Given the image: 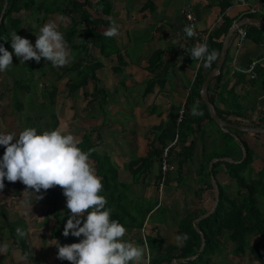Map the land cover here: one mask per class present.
<instances>
[{
	"label": "crops",
	"instance_id": "1",
	"mask_svg": "<svg viewBox=\"0 0 264 264\" xmlns=\"http://www.w3.org/2000/svg\"><path fill=\"white\" fill-rule=\"evenodd\" d=\"M221 1L110 0L113 7L109 16L111 23L103 31H107L115 21L120 34L108 38L110 53L107 55H103L97 47L91 49V54L103 65L96 71L98 80L90 79L77 91L71 90L74 79L79 76L72 65L79 60L80 53H69V62L63 67H53L50 61L44 59V63L33 69L26 66L28 61L20 63L22 58L12 53V65L0 72V134L18 136L27 128H35L37 134L58 129L64 135H73L79 146L86 133H93L92 150L110 156L119 169L121 181L132 183L129 197L148 204L158 203L147 218L145 232L159 233L166 245L182 246L184 241L178 244L175 239L179 235L178 222L189 210L196 209V191L201 186L196 174L203 160V144L198 142L193 159L184 164L183 176L177 173L180 169L179 157L170 156L171 172L177 176L174 175L170 183L173 188L168 189L167 195L171 197H167L165 204L160 205L159 198L161 161L154 162L146 180L140 183H133L128 164L134 157L149 154L151 140L158 128L179 119L195 81L198 62L189 54L192 37L183 31L186 23L181 14L182 8L190 5L196 15L198 29L211 33L223 21ZM233 1L226 10V15L234 20L232 27L237 23L242 24L241 28L246 31L251 26L264 29L262 25L249 22V19L256 18L264 20V0H248L246 4ZM52 22L59 32L62 26L66 28L69 25L68 20L59 14L49 16L45 24ZM157 52L162 53V65L152 71L150 60ZM220 58L221 54L219 63ZM225 62L224 70L222 68L224 80L228 82V90L234 89L235 93L227 94L229 102L236 112L244 115L241 117L234 113L231 118L242 119L246 124L258 123L264 111V43L248 35L242 39L237 29L229 41ZM254 62L259 70L256 77L248 71ZM155 76L159 80L149 91L148 82ZM98 88L105 89L108 94L95 100L93 94ZM215 105L222 110L228 109L220 97ZM207 131L211 137L218 135L217 129L208 128ZM248 133L244 138L257 153L254 169H263L264 135ZM191 140L192 137L186 144H180L178 152ZM211 148L208 142L207 152H211ZM4 152L5 146L0 145V159ZM89 163L97 175V162L89 158ZM218 178L223 184L228 181ZM180 184L184 190L180 189ZM4 185L0 190V247L7 245V251L0 253V264H36L24 256L20 247L24 240L28 243L31 258L40 260L41 264H62V260L57 258L58 248L55 245L58 241L52 236L58 221L51 211L47 191L41 189L36 193L21 181L13 183L6 178ZM178 188L182 192L176 191ZM37 196H43V199L38 200ZM202 197L206 199L204 208L208 209L209 191ZM69 215L70 210L66 206L59 208L58 216L64 222ZM17 228L26 235H17ZM143 233L144 230H126L121 238L123 242L129 241L143 250L141 260L131 264L148 262L150 251L144 244Z\"/></svg>",
	"mask_w": 264,
	"mask_h": 264
},
{
	"label": "trees",
	"instance_id": "2",
	"mask_svg": "<svg viewBox=\"0 0 264 264\" xmlns=\"http://www.w3.org/2000/svg\"><path fill=\"white\" fill-rule=\"evenodd\" d=\"M233 3V0L221 1L223 21L210 33L209 52L215 50L221 54L224 40L234 23V20L226 15V10ZM4 4L5 0H0V17ZM112 8L110 0H9L4 21L0 27V45L9 52L14 51L11 48V33L16 32L18 36L22 37L23 25L25 26L27 18L41 17L42 22L45 23L48 17L54 14L67 16L70 23L66 28L61 29L60 33L64 37L67 48L80 53L79 60L72 65V69L78 71L79 76L74 79L71 90L77 91L88 84L90 79L98 80L96 71L102 67L103 63L91 54V49L97 47L103 55L110 53L108 50L110 46L108 38L110 37H106L103 30L111 23L109 16L112 14ZM247 35L257 42L264 43V29L251 26ZM191 47H194L193 39ZM161 57V52L152 56L150 60L152 71L161 67ZM44 59L41 58L39 63L29 60L26 66L33 69L44 63ZM200 65L184 106L183 120L163 124L156 130V136L151 140L149 154L145 157H134L128 164L133 183L144 182L154 162L161 161L166 148H168L169 158L173 155L179 157L180 169L177 173L179 176H183L184 164L193 159L198 142H201L204 147L203 160L197 171L201 183L200 188L196 191L198 208L189 210L178 222V234L186 233L189 238L184 241L182 246L166 245L165 239L159 233L153 235L145 232L146 241L144 239L143 241L150 251L148 264H213L214 256L228 249H231L235 256L249 255L259 264H264V168L257 171L255 177L246 174L247 171L248 174L254 171V163L257 158L256 151L244 138L249 133L232 128L223 130L214 120L209 105L203 99L202 87L208 75L219 67V62L218 60L213 62L208 69L203 67V62ZM223 70L207 87L210 101L214 105L217 98L220 97L228 106L227 110H222L215 105L219 119L238 126L264 128V111L258 123L246 124L242 119L231 118L234 113L241 117L244 115L241 112H236L229 102L227 94L234 95L235 93L234 89L228 90V82L224 80ZM255 71L258 76L257 66ZM157 80H159L157 76L149 80V91ZM107 94L105 89L98 88L93 97L95 100H99ZM224 95L226 96L224 97ZM194 104L198 105V110L203 112L202 116L191 115ZM208 128L210 130L217 129L218 135L211 137L212 135L207 131ZM92 135L93 133H86L78 147L83 152L90 153L89 158H93L97 162L96 173L103 184V189L99 194L107 199L105 207L111 209L110 219L118 221L127 231L146 230L147 218L158 206V203L148 204L140 199L129 197L128 192L132 183L121 181L119 169L110 156L92 150ZM255 135L264 134L255 133ZM190 137H192L190 143L184 145L182 151L178 152L177 147L180 144H186ZM174 141L176 143L172 145ZM208 142L212 147L211 152H207ZM245 152L246 156H244ZM225 158L229 161L224 160ZM215 159L218 160L211 168V163ZM223 169L229 179L224 184L218 178ZM212 176L215 177L220 188V200L212 215L199 220L210 211V209L204 208L206 199L202 195L209 191L210 198H213L214 201L216 199ZM160 178H162V174L159 175V180ZM174 178L175 176L170 170L166 183L170 184ZM232 184L236 187L235 191L231 190ZM46 191L51 211L58 221L52 232L53 238L61 244L80 242L83 236L77 238L70 234L68 237H64L62 234L66 222L59 218L58 210L66 206L63 189L60 186H54ZM203 237L206 245L201 251ZM20 247L25 257L30 258L36 264H41L40 260L31 258L26 240L20 243ZM62 264H71V262L62 260Z\"/></svg>",
	"mask_w": 264,
	"mask_h": 264
},
{
	"label": "clouds",
	"instance_id": "3",
	"mask_svg": "<svg viewBox=\"0 0 264 264\" xmlns=\"http://www.w3.org/2000/svg\"><path fill=\"white\" fill-rule=\"evenodd\" d=\"M183 31L188 37L196 36L191 26H185ZM119 34L115 21L104 33L110 38ZM11 41L15 56L22 58L20 63L29 60L39 63L41 58H45L53 67H63L69 62L66 42L54 23H47L40 29L35 47L16 32L11 33ZM189 54L195 61H202L205 69L219 58L217 51L209 52L206 42L197 43ZM12 60L13 54L0 45V72L8 70ZM200 66L198 63L197 68ZM191 115L202 116L203 112L194 104ZM78 143L73 135H64L58 129L37 134L35 128H27L18 136L0 134V145L5 146L0 159V190L5 187V178L13 183L19 180L36 193L54 186L63 189L70 215L62 234L64 237L70 234L77 238L83 236V239L64 246L58 242L55 245L58 259L71 264H129L140 261L143 250L122 241L126 229L118 221L110 219L111 209L105 207L107 199L99 194L103 189L101 178L89 163L90 153L83 152ZM37 197L38 200L43 199V196ZM16 233L20 237L26 235L20 228ZM188 238L184 233L175 239L179 244ZM5 251L7 245L0 247V253Z\"/></svg>",
	"mask_w": 264,
	"mask_h": 264
},
{
	"label": "water",
	"instance_id": "4",
	"mask_svg": "<svg viewBox=\"0 0 264 264\" xmlns=\"http://www.w3.org/2000/svg\"><path fill=\"white\" fill-rule=\"evenodd\" d=\"M8 5H9V0H5L4 8L2 10L1 17H0V27H1L2 23H3V21H4V16H5V13L7 11ZM249 22H252V23H255V24H258V25H262L264 27V20H262V19H259V18L249 19ZM241 25L242 24H238V25L233 26L232 29L227 34V36H226V38L224 40V43H223V48H222V53H221L219 67L216 70L212 71L208 75V77L206 78V80H205V82L203 84V87H202V96H203L204 101L209 105L214 120L217 121V123L221 126V128L223 130H228V129L232 128V129H237V130L245 131V132H254V133L264 134V128L238 126V125H235V124L230 123L228 121L220 120L218 115H217V112H216V106L210 101L209 94H208V91H207V87H208L209 83L221 73L222 68H223V66L225 64V61H226L228 44H229V41L231 39V36H232V34L234 33L235 30H237L238 28L241 27ZM244 156H246V152H245ZM224 160L229 161V159H227V158H225ZM215 161L216 160H214L211 163V168H213V164H214ZM212 178H213V182H214V185H215V192H216L215 203H214L212 209L207 214H205L202 217H200L199 220H201L203 218H207L210 215H212V213L215 211L216 207L218 206V203H219V200H220V188H219V186H218V184L216 182L215 177L212 176ZM205 245H206V242H205V238L203 237V244H202L201 251L204 250Z\"/></svg>",
	"mask_w": 264,
	"mask_h": 264
},
{
	"label": "rangeland",
	"instance_id": "5",
	"mask_svg": "<svg viewBox=\"0 0 264 264\" xmlns=\"http://www.w3.org/2000/svg\"><path fill=\"white\" fill-rule=\"evenodd\" d=\"M76 16L79 17L77 14H76ZM27 19L28 20L26 22H28V24H25V26L23 25V32L25 33V35H23L22 38L28 39L30 41V43L33 45V47H35V42H36L37 36L40 34V29L44 26L45 23L42 22L41 17H37L36 19H33V18H30V19L27 18ZM65 19L68 20L67 24H69L70 19L67 16H65ZM63 28H65V27L62 26L61 29H63ZM68 51H69V53H74V51H72L70 49H68ZM10 53H14V51H12ZM169 164H170V162H169ZM257 171H259V169H254V171L250 174H248V171H247L246 174L249 175L250 177H255L257 174ZM174 175L177 176V174H175V173H174ZM196 175L198 177V174H196ZM219 177L221 179H223V181L228 179V176L226 175L224 169L220 172ZM228 181H229V179H228ZM172 188L173 187L171 186V184L166 183L165 187H164L163 195H161V193L159 191V196H160L159 198H161L160 199V205H161V203L165 204V202L168 200L167 197H169V198L171 197V196L167 195V191H168V189L170 190ZM183 188L184 187H182V185L180 184V189L184 190ZM193 188H199V186L193 187ZM235 189H236L235 185L232 184L231 190L235 191ZM176 191H179V188L176 189ZM179 192H182V191H179ZM214 203H215V201L213 200V198H211L208 205H207L208 209L211 210ZM194 204H195L194 207L198 208V202L195 201ZM157 214L159 215L160 211H158ZM213 259H214L213 264H259L257 261L252 259L249 255H238V256L233 255L231 249L225 250L224 252L217 254L216 256H214Z\"/></svg>",
	"mask_w": 264,
	"mask_h": 264
},
{
	"label": "built area",
	"instance_id": "6",
	"mask_svg": "<svg viewBox=\"0 0 264 264\" xmlns=\"http://www.w3.org/2000/svg\"><path fill=\"white\" fill-rule=\"evenodd\" d=\"M247 1L248 0H236V2L240 3V4H246ZM181 14H182V16L184 18L186 26L193 27L194 31L196 32V36L192 37L194 46L197 43H205V42L208 45L210 33L203 32V31L198 29V27H197V18H196V15L194 13L193 8L190 5H186V6H184L182 8ZM235 25H237V23H235ZM238 30H239V34H240L241 38L244 39L247 36V31L242 29L241 27L238 28ZM198 63L201 64L202 61H198ZM255 67H256V62H254L251 65V67L249 68V70H248L249 72L252 73V77H256L257 76L256 71H255ZM184 115H185V107H183L181 109V111H180L178 122H181L183 120ZM176 141H174L172 143V145H174L176 143ZM170 170H171V166L169 164L168 148H166V150L164 152V157L161 160V174H162V178H160V180H159V190H160L161 195H163V193H164V187H165V184H166L167 175H168V172ZM143 230H144L143 239H144V241H146L145 229H143ZM149 260L150 259H149V256H148L147 264L149 263Z\"/></svg>",
	"mask_w": 264,
	"mask_h": 264
}]
</instances>
